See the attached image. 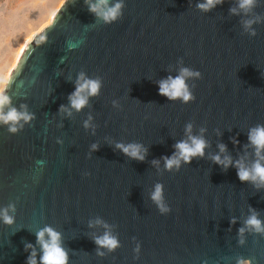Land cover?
Instances as JSON below:
<instances>
[{
	"label": "water",
	"instance_id": "water-1",
	"mask_svg": "<svg viewBox=\"0 0 264 264\" xmlns=\"http://www.w3.org/2000/svg\"><path fill=\"white\" fill-rule=\"evenodd\" d=\"M199 2L125 0L123 18L104 25L84 0H65L29 39L5 85L12 106L26 104L35 120L18 134L0 126V209L16 203L14 225L0 222V264H26V243L36 247L39 264L36 232L45 226L61 233L69 264H235L237 257L264 264V236L246 234L238 244L250 208L264 221V188L209 158L224 144L234 162L243 157L251 166L256 159L245 146L249 129L264 125V23L253 26L252 38L241 24L248 17L230 14L235 0L208 12L196 8ZM255 12L264 16V0ZM181 58L202 74L188 81L196 85L188 104L158 88L178 74ZM80 71L99 76L103 87L90 107L69 117L60 108L70 107ZM89 115L95 134L83 126ZM188 122L194 135L206 128L210 146L170 173L163 157L186 139ZM116 143L142 144L144 161ZM157 182L167 215L150 199ZM96 217L114 226L120 242L114 252L101 249L104 257L96 255L94 237L105 229L89 227Z\"/></svg>",
	"mask_w": 264,
	"mask_h": 264
},
{
	"label": "clouds",
	"instance_id": "clouds-1",
	"mask_svg": "<svg viewBox=\"0 0 264 264\" xmlns=\"http://www.w3.org/2000/svg\"><path fill=\"white\" fill-rule=\"evenodd\" d=\"M76 2L77 0H72L71 4L74 5ZM235 2L236 6L229 10L230 14L241 15L242 13L245 17H248L241 21L244 32L249 37H256L257 32L253 26L264 23V16L255 12V9L261 5L262 0H235ZM223 3L224 0H201L197 3L196 8L202 12H208ZM84 4L89 13L94 15L96 21L104 25H112L120 21L126 8L125 0H84ZM178 63L180 67L175 77L169 75L166 79L158 82L159 94L170 101L188 104L196 99L193 94L196 85L195 83L190 85L188 81L200 80L202 74L198 70L183 66L182 58ZM75 85V91L68 97L70 107L62 105L60 108L61 113H66L69 117L72 116L73 110L80 112L85 107H90L89 99L100 95L103 81L99 76L89 77L86 72L80 71ZM113 107H119L117 101H113ZM33 120H35V115L28 111V106L21 104L19 109L12 106V97L5 87L0 86V126H7L8 132L11 134H18L24 130L26 125L30 126ZM83 126L86 130L91 128L93 134H95V125L92 123L91 115L84 121ZM193 127V123L188 122L185 125L186 139L175 144L176 151L171 157H163L166 171L170 173L179 172L183 164H190L194 158L205 156V150L210 146L204 138L206 128L201 127L199 129L200 134L194 135ZM248 142L245 147L251 146L256 157L251 166L244 162L243 157L234 162L232 157L226 154L227 149L224 144H218L219 153L211 155L209 158L225 170L230 166H234L241 182H250L255 188L261 189L264 188V125L257 124L249 129ZM57 143H62V141L58 140ZM115 147L129 158L140 162H143L147 155V149L139 143H116ZM91 148L95 151L98 145L93 144ZM152 163L157 168L159 167V161L154 160ZM84 175L88 176L90 174L84 173ZM150 199L161 215H167L171 212V208L165 200L164 185L162 183L157 182L154 184ZM15 213L16 203H9L7 207L0 209V222L7 226L14 225ZM249 213L243 222V226L238 230V244L240 246L245 244L246 234L264 236V221L259 218V213L251 208ZM235 222V218H233L232 223ZM95 226H102L105 229L102 236L94 237V243L97 245V256H105V252L101 249H106L107 252L111 253L120 247L119 238L113 232V225H109L102 218L96 217L94 220L89 221V227ZM36 242L42 253L39 257V264H69V252L63 246L60 232L50 226H45L36 232ZM25 251H30L26 264H38L36 247L26 243ZM134 252L137 255L139 254V244H137ZM235 264H251V261L243 257H237Z\"/></svg>",
	"mask_w": 264,
	"mask_h": 264
},
{
	"label": "rangeland",
	"instance_id": "rangeland-1",
	"mask_svg": "<svg viewBox=\"0 0 264 264\" xmlns=\"http://www.w3.org/2000/svg\"><path fill=\"white\" fill-rule=\"evenodd\" d=\"M65 0H0V86L29 39L51 24Z\"/></svg>",
	"mask_w": 264,
	"mask_h": 264
}]
</instances>
